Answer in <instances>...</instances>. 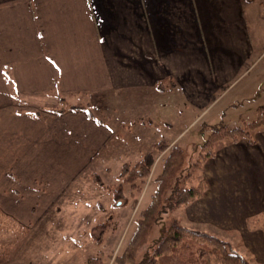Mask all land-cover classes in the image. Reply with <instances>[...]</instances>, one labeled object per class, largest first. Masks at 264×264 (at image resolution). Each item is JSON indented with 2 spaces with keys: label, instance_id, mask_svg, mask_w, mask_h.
I'll list each match as a JSON object with an SVG mask.
<instances>
[{
  "label": "crops",
  "instance_id": "1",
  "mask_svg": "<svg viewBox=\"0 0 264 264\" xmlns=\"http://www.w3.org/2000/svg\"><path fill=\"white\" fill-rule=\"evenodd\" d=\"M249 2L0 0L1 215L25 225V213L96 207L73 180L95 181L109 171L103 165L116 161L119 177L159 141L180 146L187 126L177 124L186 125L187 115L194 122L202 99L214 107L228 94L264 86V69L245 80L264 57L253 56L258 40ZM58 108L64 111H52ZM258 142L225 146L207 164L210 211L220 210L212 197L235 181L245 201L259 194L264 204V167L250 168L264 162ZM220 162L227 171H213ZM60 180L73 183L61 187ZM224 216L230 228L219 229L239 225V216Z\"/></svg>",
  "mask_w": 264,
  "mask_h": 264
},
{
  "label": "rangeland",
  "instance_id": "2",
  "mask_svg": "<svg viewBox=\"0 0 264 264\" xmlns=\"http://www.w3.org/2000/svg\"><path fill=\"white\" fill-rule=\"evenodd\" d=\"M248 12L249 27L251 32H254L255 39L258 40V48H255L253 56L261 55L264 51V0H250ZM250 68L249 75L247 74L245 80L250 77L251 79L252 77H258V73L264 69V57H261ZM176 102L180 103L181 100ZM200 107V112H196V122H193L192 115H187L184 122L186 125L177 124L181 130L184 126H187V130L182 133L179 141L186 159L181 172V179L183 176L185 179L184 181L180 180L183 182V187L186 188L198 186L200 180L205 182L204 178L211 173L208 170L205 172L208 167L207 164L216 159L225 146L239 142L253 145L257 143V139L260 140L259 145L264 146V125L257 123V125L247 126L248 123H254L259 114L264 112L263 85L260 89L241 91L236 96L228 94L214 107L212 101L202 99ZM208 109L210 112H207ZM138 117H141V115L138 114ZM222 128L247 130L246 132L250 135L252 142L246 140L245 135L247 134H244L245 137H238L236 140L231 141L232 137L228 135L226 137L224 135L226 130L222 131ZM180 132L182 131H171L169 135L179 134ZM214 134L220 135V138L214 141ZM143 135H146V133L144 132ZM209 139L212 140L211 145L208 144ZM167 142H171V139ZM167 142L159 141L156 143V145L165 146V149L163 148L161 153L156 152L154 154L153 168L149 177L141 185L140 192H130L129 185H125L123 194L117 195V188L121 182L117 175L116 161L103 165L109 171H101L98 174L100 178L95 175L99 183L94 180H91L93 184L87 180H73L75 181L73 185L76 188L88 194L91 200L99 202L96 207L89 205V208H86L87 211L84 212L38 213L33 211L25 213V225L17 224V221L12 217H1L0 215V221L3 218L2 221L4 222H0V241L3 243L5 258L1 257L7 264H81L88 258L95 257L101 258L103 264H115V259L133 244L137 248L133 251L135 262L138 263L142 253L148 255L144 264H220L218 259L226 251L237 253L247 259L250 264L264 262V238L261 235L264 223V204L261 203L258 192H256L257 196H253L255 201H245L242 190L236 188L238 187L236 181L233 183L232 188L224 191L221 189L219 193L223 192L222 194L212 197L215 198L213 204L219 205L220 210L224 208L226 211H220L219 209L210 211L208 209L207 203L211 196L206 198L203 195L206 190V182L202 194L191 201H186L187 199L182 201L181 198H178V191L182 184L180 181L178 184H174V181L167 183L161 195L153 219L154 222L152 223L153 220L150 222V224L152 223L150 226L152 231L145 230L143 231L145 232V236L142 237L143 240L138 237V239L132 241V234L139 220V215L147 208L154 194L155 180L162 163L173 146L178 145L172 143L167 146ZM115 147L117 148V145ZM127 148L124 146L123 151ZM136 150L138 149H133V152ZM146 150L150 151L151 149H145L144 151ZM115 156L117 160V149ZM258 164L260 166L250 164L252 166L250 168H256L257 171V167H260L259 171H262L264 162ZM218 166L213 171H227L224 165ZM230 166H233V164H230ZM234 170L241 171L240 164L235 163ZM73 181L60 180L58 182L62 184V187L67 183L68 185L72 184ZM247 205L249 207L243 210ZM259 205L262 211H259L261 209L258 210ZM226 213L229 218L232 215L239 216V225L234 226V229H219V226L230 228L229 224L226 225L228 221V218L224 216ZM247 213L250 216L245 223L243 216ZM217 216L221 218L218 219ZM35 219L39 221L34 222ZM174 221L191 231L212 235V237L222 240L225 242V250L223 244L215 247L202 239L187 235L176 246L160 247L162 254H158L160 248L153 241L158 237L161 229H168ZM213 223L218 226L215 227ZM243 223H245V226ZM249 230L252 231L249 232ZM50 235H55L56 243L48 242L47 238ZM69 236H71V239ZM245 237L251 238V242L243 240ZM260 239L262 244L258 243ZM0 264H5V262L3 263L2 260Z\"/></svg>",
  "mask_w": 264,
  "mask_h": 264
},
{
  "label": "trees",
  "instance_id": "3",
  "mask_svg": "<svg viewBox=\"0 0 264 264\" xmlns=\"http://www.w3.org/2000/svg\"><path fill=\"white\" fill-rule=\"evenodd\" d=\"M73 110H81L82 108L80 106H73L71 107ZM55 113H62L64 111L63 108H58L52 110ZM264 125V112H261L259 116L257 117V120L253 123H248L247 126H252V125ZM222 131H225V136H231L232 139L231 141L236 140L238 137H245L248 142H252V139L250 135L244 129L238 128V129H233V130H228V129H221ZM216 132V131H215ZM218 133V132H217ZM219 134V133H218ZM214 134V141L220 138V135ZM244 134H247L244 136ZM212 140L209 139V145H211ZM153 151H149L145 153L142 158L135 164L129 166V165H124L120 172H119V180L121 184L117 188V195L123 194V189L125 185H129V190L130 192H140L141 191V185L144 184L145 180L149 177L151 169L153 168L154 162H155V156L154 154L156 152L161 153L163 151V148L165 149V146L161 145H155ZM155 151V152H154ZM207 155L205 156V158ZM185 153L183 149L180 146H173L171 151L166 155L161 169L156 177V188L154 191V194L152 195L151 201L147 208L143 210L140 215H139V220L136 223L135 230L133 231L132 234V241L133 239L136 240L138 237L140 239L145 236V232L143 231H150L151 224L154 222V217L157 212V207L161 199V195L167 186V183L173 182L174 184H178L179 181L181 184V188L178 191V198H181L182 201H191L193 198L198 197L200 194H202V191L205 188V182L203 180H200L198 183V186L194 187L191 186L189 188L183 187V182L185 177L181 179L182 175V169L185 164ZM196 168V167H194ZM181 179V180H180ZM95 182H98L97 179H95ZM99 183V182H98ZM180 185V184H179ZM174 191V190H173ZM181 202V200H180ZM1 215V213H0ZM2 216V215H1ZM3 217V216H2ZM153 220V221H152ZM2 221V219H1ZM0 221V222H1ZM152 223L150 224V222ZM3 222V221H2ZM4 223V222H3ZM153 229V228H152ZM152 231V230H151ZM150 231V232H151ZM147 233V232H146ZM187 235H192L194 237L202 239L203 241L207 242L208 244L212 246H220V244H223L222 240L220 241L219 239H216L215 237H212V235L208 234H203V233H198L195 231H191L188 228H185L181 226L177 221H174L172 226H169L168 229H161L159 231L158 237L153 241L155 244H158V248L162 247H172L180 244ZM135 237V238H134ZM143 240V238L141 239ZM144 243V242H143ZM2 242L0 241V260L4 258V249L2 246ZM225 250V245L223 246ZM161 248L159 249L158 254H162ZM137 249L136 247L131 245L129 249L125 250L122 255L118 256L115 259V264H144L146 259L148 258V255L143 253L141 254L142 257H140L138 263L135 262L134 260V253L133 251ZM156 254V255H158ZM3 258H2V257ZM145 257V258H144ZM220 264H250L247 259H244L240 255L234 252H223L221 255V258L218 259ZM81 264H103L101 258H88L85 262Z\"/></svg>",
  "mask_w": 264,
  "mask_h": 264
}]
</instances>
